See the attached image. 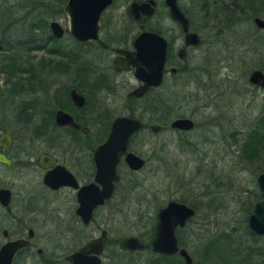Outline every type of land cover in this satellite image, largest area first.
Wrapping results in <instances>:
<instances>
[{
  "label": "flooded vegetation",
  "instance_id": "flooded-vegetation-1",
  "mask_svg": "<svg viewBox=\"0 0 264 264\" xmlns=\"http://www.w3.org/2000/svg\"><path fill=\"white\" fill-rule=\"evenodd\" d=\"M114 1L99 16L96 40L83 41L69 32L65 3L63 14L67 27L50 21L43 22L45 29L34 30L35 51H45L50 59L33 61V69H26L29 75L24 72L15 76L16 80L12 76L5 78L10 87L5 101L7 107H12L4 109L7 113L0 114V158L5 161L0 162V250L8 246L9 255V245L19 243L12 252L10 264H53L61 255L64 264H72L68 258L76 254L90 264H121L123 255L135 259L142 253L150 257L151 264H186L180 251L187 254L192 264L191 253L182 237L195 217L193 205L167 196L155 215L152 214L144 233L122 236L120 220L116 219L121 215L123 174L133 181L131 177L140 174L148 161L134 149V145L142 147L138 137L159 133L187 135L195 129L193 119L170 108L169 102L177 100L179 91L184 88L180 79H185L192 56L202 44L201 36L190 24L184 0H175V6L187 21L186 30L171 17L165 0H121L118 13L122 21L117 25L123 26L110 29L111 22L106 14ZM218 1L210 3L212 13L218 11L213 17L224 22L233 2L226 5L225 1L221 4ZM132 5L137 12L130 15ZM141 5L151 10L146 18L139 8ZM249 6V0H241L242 11L249 10ZM230 11L233 13L234 9ZM255 18L264 25V20L253 17L254 33H247L243 43L247 52L257 47L262 56V59L259 57L260 64L247 73L245 85V106L252 107L255 98L259 110L255 121L257 130L254 131L258 139L251 141L256 147L255 159L259 165V173L253 180L257 199L248 202V216L256 203L264 201L257 183V178L264 175V26H255ZM52 23L58 26L59 36L53 34ZM142 33L163 41L164 61L159 85L135 97L132 93L142 83L134 76L133 42ZM188 34L196 36L197 44L186 43ZM253 72L261 74L255 83L250 81ZM16 83L17 87L14 86ZM116 97L122 99L117 111L109 105ZM121 117L139 121L140 128L129 136L125 153L114 166L115 180L111 181L110 196L103 199L101 194L105 189L102 185H105L108 163L103 156L96 161L94 154L105 142L111 124ZM181 119L190 120L192 128L170 127L173 121ZM249 134L247 132V136ZM248 141H245L247 145L250 144ZM128 153L143 161L141 168H128L124 162ZM97 174L100 175L99 182L94 181ZM132 181L131 189L134 188ZM169 202L187 206L194 215L183 226L173 228L175 250L159 253L152 247L156 216ZM247 218L249 234L264 238L248 229ZM129 237L137 239L143 248L122 250L120 242ZM249 263L252 262L245 264Z\"/></svg>",
  "mask_w": 264,
  "mask_h": 264
},
{
  "label": "rangeland",
  "instance_id": "rangeland-1",
  "mask_svg": "<svg viewBox=\"0 0 264 264\" xmlns=\"http://www.w3.org/2000/svg\"><path fill=\"white\" fill-rule=\"evenodd\" d=\"M222 1L226 5L233 2L234 6L233 13L229 7L224 22L213 17L218 11L212 13V0H184L190 24L197 29L202 44L192 56L185 79H180L184 88L169 107L191 117L195 129L187 135L138 137L142 147L134 145V149L148 161L140 174L131 177L133 181L123 174L121 215L116 221L120 220L122 236L144 233L152 214L167 196L178 198L195 207V217L182 237L192 264H264V238L252 237L246 228L248 202L257 199L253 180L259 165L251 141L258 139L254 131L259 110L255 98L252 107L245 106V85L247 73L260 64L262 56L257 47L247 52L243 44L247 33H254L251 19L264 20V0H249V10L244 11L241 0L218 3ZM65 3L66 0H0V114L12 107H7L5 101L10 88L5 78L12 76L16 80L15 76L24 72L29 75L26 69H33V61L50 59L45 51H35L34 30L45 29L43 22L50 21L67 27ZM120 4L121 0H115L106 14L110 29L123 26L117 25L122 21ZM10 60L15 62L6 69ZM5 69L8 75L2 73ZM121 100L114 98L110 107L119 110ZM131 181L133 189L129 188ZM150 261L146 253L135 259L125 255L120 259L121 264H151ZM53 264H64L62 255Z\"/></svg>",
  "mask_w": 264,
  "mask_h": 264
},
{
  "label": "water",
  "instance_id": "water-1",
  "mask_svg": "<svg viewBox=\"0 0 264 264\" xmlns=\"http://www.w3.org/2000/svg\"><path fill=\"white\" fill-rule=\"evenodd\" d=\"M112 0H68L64 12L67 14L70 23V34L79 41L83 40H96V32L98 29V20L101 12L111 4ZM165 4L169 8L171 17L181 24L182 28L186 30L187 21L178 12L175 6V0H165ZM144 18H146L151 10L146 5H141ZM138 8V9H139ZM137 8L132 5L129 9V14L133 15V12ZM255 26L262 28L263 22L257 18L253 20ZM50 28L55 36H59L58 26L50 24ZM57 31V34H56ZM196 36L193 34L186 35V43L197 44L195 40ZM152 46V47H150ZM133 48L135 49L134 65L135 78L142 83V86L133 91L132 95L139 97L144 91L150 87L158 86L161 79V70L164 61V43L163 41L147 33H142L133 42ZM148 52H150L148 54ZM152 55V56H151ZM261 74L259 72H253L250 75V81L252 83L257 82ZM71 124V123H70ZM77 128L75 125H73ZM172 129L189 130L192 128V122L188 119L175 120L170 124ZM140 122L136 120H129L126 118H118L112 124L109 134L105 142L97 149L94 154L95 160H99L101 156L106 159L108 163V169L106 170L105 185H102L104 192L101 197L107 199L110 196L112 183L115 180L114 166L118 162L119 158L125 153L126 144L129 136L139 130ZM2 139H7L3 137ZM0 162L5 163L0 158ZM124 162L131 170H138L143 165V161L132 155L126 154L124 156ZM100 175H96L94 181L99 182ZM259 190L264 195V175H260L257 178ZM194 215L193 210L185 205L177 204L175 202H169L167 205L157 212L156 216V235L152 242L153 250L159 253H169L175 250V240L173 237V228L177 225L183 226L184 222ZM248 229L257 236L264 237V201L255 204L252 213L247 218ZM19 246V243L9 245V255H7L8 246L3 247L0 250V264H10L12 252ZM119 247L122 250H141L143 247L141 243L133 238L123 239ZM185 263L190 264V259L184 251H180ZM72 264H90L87 259L84 262L79 254L73 255L68 258ZM252 264V263H249Z\"/></svg>",
  "mask_w": 264,
  "mask_h": 264
},
{
  "label": "trees",
  "instance_id": "trees-1",
  "mask_svg": "<svg viewBox=\"0 0 264 264\" xmlns=\"http://www.w3.org/2000/svg\"><path fill=\"white\" fill-rule=\"evenodd\" d=\"M14 62H15L14 60H10V61H8V63H7L8 66L6 65V66H7L6 69L12 67L13 64H14ZM11 65H12V66H11ZM6 69H5V71L2 72V73H4L5 75H8V73L6 72ZM9 74H10V73H9Z\"/></svg>",
  "mask_w": 264,
  "mask_h": 264
}]
</instances>
